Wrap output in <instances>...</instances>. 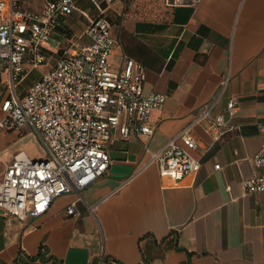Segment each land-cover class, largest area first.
Listing matches in <instances>:
<instances>
[{"label": "crops", "instance_id": "crops-1", "mask_svg": "<svg viewBox=\"0 0 264 264\" xmlns=\"http://www.w3.org/2000/svg\"><path fill=\"white\" fill-rule=\"evenodd\" d=\"M44 2L33 8L21 0L32 9ZM124 10V0L106 7L116 39L111 59L143 63L146 91L167 95L152 112L154 133L117 135L107 173L58 196L40 216L22 220L0 207V264H100L104 255L106 264H264V194L243 187L261 173L254 155L264 143V0L166 2L154 19L124 18ZM74 13L43 44L48 60L40 66L90 42ZM110 14L122 17L114 24ZM216 97L214 113L233 128L218 135L199 122V170L181 182L161 175L149 150L161 149ZM27 129L0 127V179L19 151L39 158L26 148ZM73 202L77 214H68Z\"/></svg>", "mask_w": 264, "mask_h": 264}, {"label": "built area", "instance_id": "built-area-1", "mask_svg": "<svg viewBox=\"0 0 264 264\" xmlns=\"http://www.w3.org/2000/svg\"><path fill=\"white\" fill-rule=\"evenodd\" d=\"M92 1L98 9L95 16L77 0H45L41 9L25 7L21 0H0V106L6 112L0 127L30 128L47 154L33 158L19 151L0 179V207L22 220L42 215L58 196L79 191L104 176L112 161L108 145L117 135L153 134L152 112L161 109L167 99L163 92L146 91L143 63L133 57L120 66L112 61L116 39L106 7L115 0ZM75 11L86 19L84 33L90 42L72 52L65 49L20 95V82L47 63L43 44ZM229 78H224L223 87ZM218 100L206 105L161 149L149 150L150 162L157 163L161 175L181 182L199 170L201 162L193 153L199 146L193 134L199 122L206 121L218 135L233 128L222 112L214 113ZM236 107L237 100L232 98L226 110L232 114ZM254 162L261 173L246 177L243 187L246 193L264 194V143ZM67 212L77 214L75 202ZM100 264H106L105 255Z\"/></svg>", "mask_w": 264, "mask_h": 264}, {"label": "rangeland", "instance_id": "rangeland-1", "mask_svg": "<svg viewBox=\"0 0 264 264\" xmlns=\"http://www.w3.org/2000/svg\"><path fill=\"white\" fill-rule=\"evenodd\" d=\"M26 5H29L33 8H38L41 6L44 0H22ZM125 1V10L123 11V17L126 18H136L137 14L139 15L138 17H142L144 19H154L152 15L155 14L156 12H160L162 14V10L164 5L166 4L167 0H124ZM79 4L88 10L90 14L93 16L98 13V10L95 6V4L91 0H79ZM75 19L79 20L81 25L84 26V23H86V19L81 15L80 12H75ZM108 15V14H107ZM111 19L114 24H117L119 22V19L122 16H116L113 14H110ZM132 15V16H131ZM156 17V16H155ZM160 17V16H159ZM112 31V28H111ZM113 33V31H112ZM68 34L71 35V28L68 30ZM77 36L79 33H76ZM78 39V38H77ZM81 41H85L86 38L79 39ZM52 42V40H50ZM57 41L53 42V45H56ZM50 61L49 65L44 66H38L34 68L19 84L18 86V92L20 95L24 94L26 89L33 84L36 80H38L43 72H45L48 68H50L51 64H53ZM6 116V112L2 111L0 112V117L1 120ZM27 135L24 137V141L28 142V146L26 147L30 152L34 153L37 157L39 158H45L46 157V152L41 146L40 143H38L35 139V134L30 131V129H27ZM24 133V132H22ZM31 154V153H30Z\"/></svg>", "mask_w": 264, "mask_h": 264}]
</instances>
